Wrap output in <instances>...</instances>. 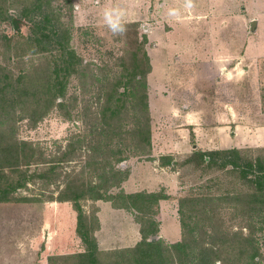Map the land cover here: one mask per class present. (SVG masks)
I'll list each match as a JSON object with an SVG mask.
<instances>
[{
	"label": "rangeland",
	"instance_id": "rangeland-1",
	"mask_svg": "<svg viewBox=\"0 0 264 264\" xmlns=\"http://www.w3.org/2000/svg\"><path fill=\"white\" fill-rule=\"evenodd\" d=\"M31 1L0 0V78H24L17 94L0 104V141L26 147L16 168H0L8 199L0 202V264H83L77 212L57 199L70 195L67 187L93 184L108 200L78 204L81 228L97 245V264H132L129 250L151 226L158 232L147 241L161 242L168 264L169 246L184 236L221 258L233 247L240 261L252 244L255 261L264 264V196H253L241 169L193 157L198 149L213 154L237 147L242 163L264 167V64L243 58L247 41L250 53L264 52L263 23L250 37L247 26L230 29L222 54L207 44L214 35L200 23L199 14L209 12L200 0H191L190 8L186 0H49L76 61L63 96L50 104L43 84L61 52L31 46L26 18L18 32L9 21ZM107 7L124 10L123 35L104 24ZM170 8L179 10L178 18L168 15ZM144 53L146 85L136 79L147 67ZM145 88L150 146L139 147L127 134ZM119 95L124 98L116 103ZM230 109L235 124L228 125ZM237 125L242 140L235 137ZM24 179L20 188H9ZM137 192L166 199L157 207H123L120 195Z\"/></svg>",
	"mask_w": 264,
	"mask_h": 264
},
{
	"label": "trees",
	"instance_id": "trees-1",
	"mask_svg": "<svg viewBox=\"0 0 264 264\" xmlns=\"http://www.w3.org/2000/svg\"><path fill=\"white\" fill-rule=\"evenodd\" d=\"M31 7L28 9L21 10L20 13L14 18L9 16V21L13 25L16 32L19 31L20 24L23 19L26 18L28 22L32 24L31 36L26 39L30 42V45L34 48H38L41 51H48L50 49L56 48V50L61 52L60 58L56 61L54 71L43 84L48 93H51L48 100L52 104L56 99L61 98L65 91V82L67 77L71 74V69L76 64L74 58V52L68 48V32L59 25V19H57L56 13L52 11L49 6V0H32L30 3ZM1 15V12H0ZM147 63L145 72H141L136 79L139 78L140 83L144 81L146 85V76L150 72V66L148 62V57L146 53L143 54ZM22 79H17L13 83L10 82V77L4 75L0 78V104L4 103L7 96H14L23 87ZM40 87V86H39ZM145 87V86H144ZM147 88V86H146ZM146 88L143 90V96L139 97L141 104L135 117L136 122L133 125L130 132L132 137L136 139V145L139 147L150 146V129H149V119H148V104H147V93ZM35 94L37 92H34ZM45 95V94H44ZM115 97V96H114ZM123 95L116 97V103L121 102ZM38 104H42V100L38 98ZM48 105V104H47ZM51 106V105H49ZM113 111V110H112ZM139 114V116H138ZM143 115V117H142ZM26 149L24 144L19 146L16 142L10 144L8 142L0 141V168H16L20 160H22L24 154L18 157L19 152ZM237 149H228L216 151L213 154L196 151L193 157L201 163H206V158L209 159L210 164H215L221 167L232 166L236 169H241V176L248 180V182L254 187L255 195L264 196V167L261 166L260 161L256 165H252L250 162H241L238 156ZM25 153V151H24ZM126 157H121L120 160H125ZM27 159H25V163ZM110 165V164H107ZM15 170V169H14ZM253 177H249V176ZM112 176V173H111ZM107 181V180H106ZM25 183L23 181H17L14 183L10 189L20 188ZM100 185H89L87 188L79 186L67 187L66 191L70 194L69 196L64 195L57 200L60 202H71L73 204V209L77 212V227L76 233L78 237L82 240L85 245L84 252L79 255V259L83 264H97L96 254L97 245L95 240L91 237L89 233L81 228V222L84 220L81 211H79L78 202L81 199H96V200H108L101 194ZM7 190H0V202H6ZM122 199L126 200V204L123 207H133L138 210V204L146 206L149 203L154 204L155 207L158 206V202L166 199L165 195H159L157 193H147V192H137L130 194H121ZM110 199V197H108ZM147 207V206H146ZM82 208V207H81ZM83 212V211H82ZM82 218V219H81ZM81 220V221H80ZM153 225V224H152ZM145 231V234L143 232ZM140 231L142 233L141 240L132 250H129L131 255L135 256L132 264H168L165 255V250L162 249V244L160 241H147L150 235H155L158 232L157 226H151V229ZM254 248V246L251 244ZM250 250L245 256L244 261H240L241 252L234 251L232 253H227L228 258L219 257V252H213L210 248L199 247L196 240L191 238H182L181 241L173 243L169 246L170 251H172L173 256L168 257L171 259L170 264H258L256 260L257 251L254 249ZM238 252V253H236ZM220 254V253H219Z\"/></svg>",
	"mask_w": 264,
	"mask_h": 264
},
{
	"label": "crops",
	"instance_id": "crops-1",
	"mask_svg": "<svg viewBox=\"0 0 264 264\" xmlns=\"http://www.w3.org/2000/svg\"><path fill=\"white\" fill-rule=\"evenodd\" d=\"M199 6L206 9L204 10V12H207V10H209V12L205 14L201 12L199 15L202 19L199 20L201 24H204L207 27V31H209L212 36L214 35L212 39L207 41V44H209V46L214 49L213 51H215V53L220 52L224 54V52L227 51L228 46L226 43L228 42L223 37L224 35L225 38L228 37V32L230 31V29L233 28L234 30H236L238 26H247L250 37V34H257V32H259V30L262 28V23L264 26V22H262L263 20L260 22L262 16H264V12L261 10V7H264V0H200ZM211 17L214 18L212 19ZM252 22H255V28L253 31L251 30ZM216 36L218 37L215 38ZM231 41L233 40L231 39ZM252 44L253 43H248V41L246 42V44H244L246 46V49L245 57L243 58L251 64H256L258 67L259 63L264 64V52L261 54H258L256 52L250 53V49L253 47ZM237 46L238 44L232 46V48H235ZM262 71L264 73V68L262 69ZM230 110L231 117L228 125L235 124V117H233L234 110ZM228 125L226 124L224 125V127L229 128ZM234 134L235 137L238 136V139L242 140V137L239 136L238 125L236 126V132ZM234 148L238 149L237 147H228L222 150ZM196 151L204 152L200 149Z\"/></svg>",
	"mask_w": 264,
	"mask_h": 264
},
{
	"label": "clouds",
	"instance_id": "clouds-1",
	"mask_svg": "<svg viewBox=\"0 0 264 264\" xmlns=\"http://www.w3.org/2000/svg\"><path fill=\"white\" fill-rule=\"evenodd\" d=\"M191 0H186L185 8H190ZM168 15L173 17H179V10L175 8L168 9ZM124 10L119 7H107L102 11L103 22L108 30L113 35H123L126 32V27L123 21Z\"/></svg>",
	"mask_w": 264,
	"mask_h": 264
},
{
	"label": "water",
	"instance_id": "water-1",
	"mask_svg": "<svg viewBox=\"0 0 264 264\" xmlns=\"http://www.w3.org/2000/svg\"><path fill=\"white\" fill-rule=\"evenodd\" d=\"M254 28H255V22H252V23H251V30L253 31Z\"/></svg>",
	"mask_w": 264,
	"mask_h": 264
}]
</instances>
